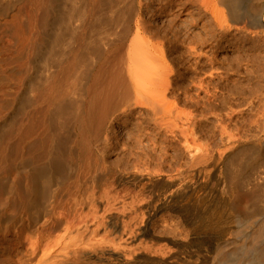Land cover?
<instances>
[{
  "label": "bare ground",
  "instance_id": "bare-ground-1",
  "mask_svg": "<svg viewBox=\"0 0 264 264\" xmlns=\"http://www.w3.org/2000/svg\"><path fill=\"white\" fill-rule=\"evenodd\" d=\"M60 1L41 0L39 8L36 9L37 12H28L29 17L26 20V25L23 23L24 21L19 20L17 22V15L19 14L13 11L10 13L6 10L4 12L3 9L0 11V20L4 21L3 24L13 27L15 25L19 34L15 51L17 56L12 57L13 60L20 56L25 58V61H22L24 64L15 69L18 66L16 64L14 69L9 70V80L17 75L20 76V74L22 76L18 78V81H15V78L13 81L10 80L17 85L18 89L10 82L3 84V92L8 93L9 98H6L9 100L4 101L3 98L4 102L0 103V112L8 111L12 116L10 119V126L12 127L19 124L17 120L19 114L24 115V117L27 116L24 127L27 130L25 134H27L24 135L23 133L22 136L25 137L20 138V142L18 140L12 142L2 155L3 160L1 159L4 163V169L0 173V196L8 197H6L7 200L5 199L7 204L4 202L5 204L1 205H4V208L0 207V264H169L171 260L177 259V257L175 253H170L167 247L170 246L176 252H181L183 245H178L176 240L172 238L154 235L150 228L152 220L165 211H169L172 216L176 217L179 221L177 223L188 226L193 217L192 225L195 227H203L215 233H222L223 236H238L241 231L231 227V224L233 225L239 220L238 212L232 207L231 201L240 199L239 176L241 172L243 169L245 170L246 166L249 167L255 163L252 161L253 158L250 159V150L241 145L242 137L236 131L237 128H234L235 131L229 130L231 127L228 129L226 125H223V121L217 115L221 121L219 130L223 138L219 137L222 139V144L214 147V149H209V146L198 140L200 136L196 135L194 126L196 115L192 111L183 112V114L177 105L178 108L174 104L171 106L169 101H162L164 94L161 91L164 90H159L162 94L159 101L157 100L159 94L156 95L157 93H155L156 96L154 94L149 95L152 93L147 94L149 89L156 88V85L162 89V86L168 84L166 81L161 80L162 82L158 85L155 81L151 83L131 79L130 85V80L128 83L122 73L123 64L126 62L129 63L128 67L132 68L141 62L154 63L161 60L158 59L159 56L154 54L156 51L159 52V47L156 46L157 44L155 45V41H150L145 35L148 31L151 34L154 26L146 23L142 18V14L145 13L142 11L143 0H92L91 9H87V11L81 7L84 2L82 0L81 3L80 0H67L70 2L69 7L67 3L63 7ZM152 1L148 2L145 11L148 9L146 13H149L151 17H156L155 8L152 7L155 1ZM220 1L225 4L234 2L233 0ZM80 4L82 5L80 6ZM2 5L5 4L2 3ZM256 5L257 7H254L257 8L255 13L251 12L253 24L264 28V8L260 1ZM10 7L13 8L14 6ZM228 9L231 22L248 18L241 16L235 5L232 8L228 7ZM26 10L28 9L26 8ZM108 11L112 15H108L109 18L106 19L104 13L106 14ZM86 16L88 20H86ZM20 19L22 18L20 17ZM71 21H77L80 25L86 23V32L77 34L78 26L75 30L72 29L74 26L69 28V25L68 27ZM81 30L78 31L81 32ZM107 30L108 33L104 32ZM72 43H74V49H70L71 59H67L65 71L62 73L64 51L68 49V44L71 45ZM3 61L6 59L4 58ZM139 61L141 62L139 63ZM94 62H98V69L96 67L95 74L93 73V77L91 75L92 78L88 80L89 65L93 67L91 63ZM62 74H66L64 77L66 76L67 80L63 78L67 82L65 86L64 81L61 82ZM0 80L2 81V79ZM5 80L7 79L5 78ZM6 93L2 94L6 95ZM215 94L210 95L204 106L201 104L206 109L205 114L201 116L216 115V106L213 107L210 103L211 100H215L211 99L215 97ZM209 99L211 100L209 101ZM137 106L150 109L149 112L151 111L152 120L156 127L170 130L172 134L180 138L178 141H180L184 151L187 152L188 163L191 166H197L208 161L217 162L218 168L224 170L223 174L227 182L226 189L223 190L224 193L220 198L209 203L206 196H199L196 193L197 190L204 189V181H197L193 186L184 183L185 186L181 185L182 187L180 186L174 191L170 190L171 192L168 194L164 191L165 194L158 197V203L155 206L151 205L150 202L141 206L139 211L141 213H137L144 216L143 225L137 227V225H129L124 221L127 218V213L134 214L135 210L138 211L136 205L143 199L139 193H134L133 195L129 194V199L125 201L110 191L111 188L115 185L128 184L141 192L154 187V184L151 178H145L134 173V171L132 173L114 172L110 169L107 170L106 167L101 168L98 163L94 162L93 145L100 140L108 141L110 139L107 130L116 117H119L117 114L123 113L125 116L131 114L132 116L134 108ZM142 111L144 112V110ZM263 114L262 116H264ZM37 115L43 116L44 119L39 125H46L44 130L42 129L44 132H40V134L36 129H40L39 125L36 124L38 122V117L36 120ZM63 116H67L75 126L76 131L74 138L67 135L66 138L63 136L64 139L61 141L62 138L58 137L60 134L57 131L58 126L62 124ZM217 116L214 117L217 118ZM39 119L41 120V117ZM14 131L13 134L16 136ZM13 140L16 141L14 138ZM2 166L1 164V168ZM172 185L171 183H164L160 189ZM243 185L245 186V183ZM103 187L108 188L109 191L106 195L105 206L101 204L103 213L100 214V217L95 216V219L103 221L104 229H109V233L116 237L117 242L112 243L111 240L108 247L98 244L91 245L87 241L85 243L74 237L80 222L84 220H82V213L79 212L81 209L78 211V207L88 203L84 202L86 201L85 194L91 189L101 190ZM104 192L106 193L105 190ZM5 205H7L6 208ZM196 212H199L196 214L197 216H195ZM190 213L194 214V216L191 215V219H189ZM251 214L253 215L252 212ZM133 218L135 219V217ZM176 233L177 231H173L174 237H177ZM196 234L193 233L192 237H197ZM251 236L247 238L253 242L256 241V243L257 240H264V223L256 228ZM140 238L148 240L150 245H137L136 241ZM113 240L115 241V239ZM121 240L122 242L118 243ZM159 242L164 244L156 248L155 244ZM217 248L220 249L219 246ZM89 249L91 250L89 251ZM245 250L249 251V248H245ZM150 251L151 253L152 251L158 252L163 257L166 256L167 259L161 258L156 262L151 261L147 254ZM251 254V260H254L256 250H252ZM68 257L69 259H67Z\"/></svg>",
  "mask_w": 264,
  "mask_h": 264
},
{
  "label": "rangeland",
  "instance_id": "rangeland-1",
  "mask_svg": "<svg viewBox=\"0 0 264 264\" xmlns=\"http://www.w3.org/2000/svg\"><path fill=\"white\" fill-rule=\"evenodd\" d=\"M4 1L5 0H0L1 5L2 3L5 4L2 5V7L0 5V11L3 9V11L6 10L10 13L13 11L16 14H19L17 15L19 17H17V22L19 20L24 21V24L29 17V13L31 11L37 12L36 9L39 8V4L41 3V0H27L28 2L26 0H6V3ZM65 1L67 0H61V5L65 6L67 3L69 7L70 2ZM91 1L92 0H82L83 5L80 4V6L82 5L81 7L84 8V11H87V9H91ZM144 1L145 0H143L142 2V11H144L145 13L142 14V18H144L143 20H145L146 23L154 26L151 31L152 33L150 34V31H148L145 33V35L146 38L148 37L147 39H149L150 41H155V45L157 44L156 46L159 47V52L156 51L154 54L157 55V57L159 56L158 59H161V62L157 61L158 63L160 62L158 64L157 62L153 63L139 61V63H141L132 68L128 67V62H126V64L124 63L122 73L124 74L128 83L130 80L129 84L131 85L133 79L138 81L142 80L141 82L151 83H154L155 81L157 82L156 84L162 81H166V83L168 84L164 85V87L162 86V89L160 88V86L156 85V88L149 89V92H147V94L152 93L149 95L154 94V96L159 94V97L157 96L158 99L156 98L158 101L159 99H161L160 97L162 96V94H164L162 97L164 99L162 101L166 100L165 102L169 101L170 103H168L171 106H173V104L175 105V107L178 106L182 110H180L182 113H188V111H192L193 114L196 115L194 126L196 135L200 136L198 137V140H200L203 144L209 146V149H214V147L216 148L217 146H220L222 144L221 138L223 137L220 134L219 130V124L221 122L220 120L224 122H222V124L226 125L228 129L231 127L229 130L233 129L235 131L234 128H237L236 131H238L240 133L239 135L242 137L241 145L246 146L247 149L250 150V159L253 158L252 161L253 163H255L254 165L252 164L249 167L246 166L245 170L243 169V171L241 172L239 176V193L241 194L240 199L237 201L235 199L231 201L232 207L237 210L239 215L238 222L233 225L231 224L232 229H234L235 227V229L241 231L238 236H223L222 233H215L203 227H195L192 225L193 217L188 226H186L185 224L177 223L179 222L178 219L172 216L169 211L158 214L152 220V222L150 223L151 231L156 236H166L172 238L176 240L178 245L184 246H182L181 252H176V250L172 247L170 248V246L167 247V250L170 253H175L177 257V259L171 260L169 264H264V240H257V243L256 241H251L253 237V235L251 236V233L253 234L256 228L264 223V166H262L264 165V116H262V114L264 113V28L263 26L259 27L257 25H254L251 15L252 13H255V10L257 9L254 8L257 7V2L259 3L260 1L262 7L264 8V0H233V3L227 2V4L223 2L221 3L220 0H153L155 2H153L152 0H146L145 2ZM150 1L153 2L152 7L155 8L156 17H151L149 13H146L148 12V9H146L147 11H145V7L148 6V2ZM233 5H235L237 12L239 11L238 13H241V16H247L248 18L246 20L240 19L238 20V22H231L228 7L232 8ZM10 6L14 7L11 8ZM8 8L11 11H9ZM26 8L28 10H26ZM20 12L23 13L21 14ZM108 15L110 16L112 14H110L109 11L108 13L106 12V14L104 13L106 19L107 17L109 18ZM20 17L23 20L20 19ZM86 20H88L87 16ZM0 22L2 23H0V77H2L0 78L2 79V81L0 80V103H3L4 101L9 100L7 99L9 98L8 93H6V91L3 92V84L10 82V80L13 81L14 78L15 81H18V78L22 76V74H20V76L17 75L14 78H10L9 80V70L12 68L14 69L16 64L18 66H16L15 69H17L19 65L24 64V62L22 61H25V58H21L20 56L17 59H14L16 62L13 60L14 56L17 54L15 53V51L16 43L19 39V34L15 29V25L13 27L7 24H3L4 21L0 20ZM73 22L74 21H71L70 24H68V27L70 25L69 28L74 26L72 29L75 30L78 26V30H82L81 32L76 30L77 34L86 32V23L80 25V23H77V21H75L74 23ZM116 29L118 30L119 28L117 27ZM154 30L155 33H153ZM156 30H158L159 33L156 32ZM104 32L108 33L109 31L107 30ZM71 48L74 49V43H72L71 45L68 44V49L64 51L65 55L62 59V73L65 71L64 69L66 68L68 62L67 59H71ZM160 51L162 52V54ZM4 58L6 59V61H3ZM5 63L8 64L6 65ZM94 63H91L93 64V67L92 65H89V72L87 76L88 80L93 77V73L95 74L96 70L98 69V62ZM64 75L63 77H61V82L67 80L66 76L64 77ZM5 78L7 80H5ZM63 83L65 86L67 82L64 81ZM10 84L15 85L13 82H10ZM15 88L18 89L17 85H15ZM159 90H164V93L161 91L162 94H160ZM2 93H6V95H3ZM144 93L146 94L145 91ZM155 93L157 94L155 95ZM211 93H216L215 97L211 98L215 100L209 99V101L211 100L210 103L212 104V106L217 107H215L216 115H209L210 117L201 116L206 112V109L203 106L208 101L210 95H212ZM156 99L154 100L157 101ZM142 110H144V112ZM149 110L150 109H147V107L142 106L141 108L140 106H137L134 108L132 116L131 114L128 116H125V114L123 113L117 114V116L119 117H116L117 120L115 119L107 130L108 137L110 139L108 141L100 140L93 145L94 162L98 163L101 168L106 167L108 168L107 170L110 169L114 172L122 171L132 173L134 171V173L142 175L145 178H151L154 187H151L148 190L140 192L136 189H133V187L129 186L128 184L115 185L110 190L113 193H116L118 198L124 199L125 201H127L129 199L128 197H130V195H133L134 193H139L141 195L143 200H141V202L139 201V203H137L136 205L138 211L135 210V215L127 213V218L124 220L129 225L134 224L135 226L137 225V227L143 225L144 223V216L139 214L141 213L139 211L143 204H145L146 202H150L151 205L153 204V206H155L158 203V197H161V195H164L165 193L168 194L171 191L176 190L178 187L180 188L181 185L185 186L189 184L190 186H193L197 181H204V189L197 190L196 193L199 196H206L209 203L220 198V196L224 193L223 190H225L227 186V182L225 181L223 174L224 170L218 168L217 162L208 161L197 166H191L190 163H188L189 158L187 152L184 151V149L180 145V141H178L180 138L172 134L170 130L156 127L152 120L151 111L149 112ZM19 115L17 118L19 124L16 125L17 127L14 126V128L10 126V119L12 116L8 113V111L4 110L3 112H0V150H2L0 151V173H2L4 169V163L3 161H1V159L3 160L2 155L4 154L5 150L9 145H11L12 142H17V140L18 142H20V138L25 137L22 136L23 133L24 135L27 134H25L27 130L24 128L26 126L25 124L27 121V116L24 117V115ZM217 115L219 116L220 120ZM214 116H217V118ZM37 117L38 122L36 124L39 125L42 120L44 121V119L43 116L37 115L36 120ZM40 117L41 120L39 119ZM24 120L25 122H23ZM61 120L62 124L60 123L61 126H58L59 129L57 128V133L60 134L58 135V137L62 138H60L61 141L64 139V137L66 138L67 135H70L74 138L76 128L73 123H71L67 116H63ZM215 123H217L218 125ZM41 126H38L40 127V129L36 128L39 134L40 132H44L42 131V129L46 125H43L42 127ZM111 127L112 129H110ZM259 128L261 129L259 130ZM12 130H15L14 133L17 134L16 136L15 134H13ZM243 132L245 133L243 134ZM13 138L16 139V141L13 140ZM1 164L3 165L2 168ZM259 171L262 172L259 173ZM164 183H171V185L173 183L174 184L169 187L167 186L168 188L165 187L164 189H160L163 187ZM242 183H245V186ZM107 189L104 187L101 190L91 189L92 192L90 190L85 194L84 198L86 201L84 202L88 203L84 204V206L78 207V211L81 209L79 212L82 213V220H84L83 222H80L78 231L74 233V237H76V239H80L85 243L87 241V243L89 242V244L91 245L98 244L103 247H108V244L111 242V240L112 243L117 242L116 237L109 233V229H104L105 224L103 223V221L95 219V216L100 217L103 213L102 205L104 204L105 206L106 195L109 191ZM104 190L106 191V193L104 192ZM6 197L8 196H0L1 208H4V205L1 206L4 202L7 204V201H5ZM93 199L94 201H92ZM6 206L7 205H5V208ZM91 212L92 214L94 212V214L92 215ZM251 212L254 216L251 214ZM198 213L199 212H196L195 216H197L196 214ZM191 215L194 216V214L190 213L189 219H191ZM133 217H135V219ZM195 219H197V217H195ZM242 227L244 228L241 229ZM103 230L107 233H104ZM173 231H177V237H174ZM193 233H197L196 235L200 236H194L193 238ZM247 237H250L251 239ZM112 238L115 239V241ZM119 242L121 243L122 240L118 241V243ZM252 243L254 244L252 245ZM136 244L150 245L149 241L145 238L138 239L136 241ZM163 244V242L162 244L161 242H159L158 244H155V247L158 248ZM243 245L246 246L245 248H249V251L245 250ZM218 246L220 249L217 248ZM250 246L252 247L250 248ZM254 249L256 250V256L254 260H251V252ZM90 250L91 249H89V251ZM147 254L150 256L149 260L155 262L159 261V259L161 258L163 260L166 258V256L163 257L160 253L158 254V252L154 253L152 251L151 253L150 251ZM67 259H69V257Z\"/></svg>",
  "mask_w": 264,
  "mask_h": 264
}]
</instances>
